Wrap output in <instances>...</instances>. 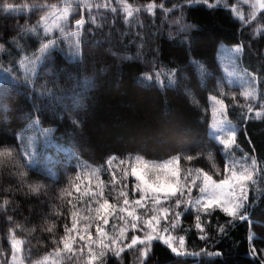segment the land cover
<instances>
[{"label":"trees","instance_id":"obj_1","mask_svg":"<svg viewBox=\"0 0 264 264\" xmlns=\"http://www.w3.org/2000/svg\"><path fill=\"white\" fill-rule=\"evenodd\" d=\"M61 1L0 0V45L3 46L0 65L14 68V77L18 74V79L0 82V147L16 146L18 134L36 119L42 129L53 130L50 133L53 146L48 148L51 171L40 164L33 165L31 170L24 168L19 157L18 166L7 165L0 170V204L5 199L10 201L6 211L0 209V264H6L10 252V228H16L17 238L26 241L25 264L53 252L58 245L44 229L48 224H56L54 235L59 240L64 225L70 224L66 202L60 197L61 189L70 188L73 183L87 184V172L102 165L109 155L126 159L130 154L140 153L149 160H163L177 153L193 156L201 153V158L191 163L182 161V166L202 168L211 174L206 155L212 151L222 169L221 149L208 133L211 117L208 99L221 90L227 94L223 98L229 106L228 117L238 126L240 151L255 155L264 167V119L253 117L246 121L244 110L233 106V93L238 104L245 101L239 88L229 86L225 80L217 57L219 43L241 44L240 65L261 77L260 89L264 93V10L246 24L230 10L231 0L228 6L212 7L203 3L189 5L186 0H127L141 10L134 14L130 24H125L116 0H92L93 5L110 3V8L93 7L91 15L76 4L67 24L82 17L86 21L80 29L82 56L75 58L61 42L50 59L36 66L37 74L30 73L27 77L34 80V85L26 84L22 74L25 72L18 71V65L41 44L38 36L27 29L35 27L51 6ZM153 2L157 9L154 15H149L141 6ZM6 4L11 9L21 8L6 11ZM160 4L166 8L182 5L183 23L194 27L180 31L173 21L181 15V10L173 9L166 15ZM111 7L117 11L113 13ZM92 17H97L102 26L95 27ZM257 27L261 31L254 34ZM192 59L206 65L208 74L203 81L189 64ZM165 67L181 70L177 86L161 87L155 83V71ZM146 73L153 75L152 81L143 79ZM85 78L89 79L86 89L81 87ZM185 89H191L195 100L186 95ZM85 164L88 168H84ZM78 171L82 172L81 180H76ZM19 172H27L28 179L23 184ZM213 178L219 180L222 176ZM102 179L106 183L111 179L106 170ZM37 181L44 187L38 195L29 193L27 185ZM249 214V221L230 222L231 218L216 210L211 216H202L205 231L199 233L193 213H185L180 231L185 236L186 248L190 252L203 248L212 252L219 248L226 264H264V192L256 200L251 199ZM218 224L225 225L223 233L219 232ZM250 232L254 237L252 244L258 250L256 258L249 253ZM201 236L206 238L202 240ZM105 264H143V261L137 247L126 250L119 258L108 254ZM147 264H221V260L177 257L162 242L153 241Z\"/></svg>","mask_w":264,"mask_h":264},{"label":"snow or ice","instance_id":"obj_2","mask_svg":"<svg viewBox=\"0 0 264 264\" xmlns=\"http://www.w3.org/2000/svg\"><path fill=\"white\" fill-rule=\"evenodd\" d=\"M81 9H87L91 15L93 7L99 10L101 8L109 9L110 3L95 4L92 0H73ZM120 5V11L124 16V23L130 24L135 13L140 12L141 8L134 7L127 0H116ZM187 4L203 3L212 7L209 0H186ZM264 10V0H257L253 5V11L246 18L240 13L236 6L230 10L244 23H250L256 17L255 8ZM5 10H12L11 5H5ZM42 7H49L43 5ZM55 8V6H51ZM149 15H154L157 5L149 3L141 6ZM73 3H66L62 9H57L50 13L54 16L53 23H47L48 17H41L43 32L46 42L40 44L38 54L33 59L24 57L21 60L20 67L25 70V83L33 84L34 80L27 78L28 73L33 76L37 74L36 66L46 59H50L53 51L60 47L61 42L68 43V47L73 50V56L80 58L82 56L81 32L86 23L82 17L76 19L74 23L75 31H68L64 22L69 21L72 16ZM160 10L166 15L173 9L181 10V15L173 22L179 25L182 32L188 31L194 25L183 23L184 13L182 5L174 4L173 8H166L163 4L159 5ZM115 13L117 8L111 7ZM99 19H103L100 17ZM91 23L99 28L102 25L97 22V17H92ZM53 28H58L62 34V39H48L47 35ZM28 31H38V29H27ZM260 27L254 30V34H259ZM242 45L238 44L232 48L224 49L227 54L231 71H226L229 86L233 84L241 87L240 96L245 103L238 104L236 94H232L233 106L244 110L242 113L244 120L253 117L257 120L264 119V93L260 89L261 77L255 72L239 70L237 64L238 54L242 52ZM3 46L0 45V50ZM189 64L195 67V74L203 81L208 74L206 65L197 59H192ZM14 71V68H4L5 74ZM181 70L172 68H161L155 71V83L161 87H175L178 85V75ZM163 77V79H162ZM0 79L8 80L4 75ZM12 79H18V74ZM146 81H152L153 75L146 73L143 75ZM89 79L85 78L82 88H87ZM206 86V85H205ZM43 87V86H42ZM45 91H48L45 89ZM186 95L195 100L191 89H185ZM44 92L41 93L43 95ZM227 94L221 90L218 95H210L211 111L213 120L210 125V140L222 150L223 167L222 169L216 163V155L209 151L206 159L211 164V174L202 168H184L182 161L191 163L201 158V153L185 155L177 153L163 160H149L140 153L129 155L125 158H118L116 155H109L100 166L92 167L87 172V184L73 183L70 188L61 189L60 197L65 200L68 217L71 226L65 224L63 235L59 240L55 239L57 230L56 224H48L44 229L50 235H53V243L57 244L53 252L43 256L41 259L32 261V264H63L67 258L81 259L85 256L84 264H105L109 253L119 258L126 250H132L139 247V256L143 264H147V258L151 251L153 241H160L177 257H211L220 259L221 264H226L224 253L219 248L216 251H208L206 248L199 252L188 251L185 244V236H176L173 233L179 227V221L182 217L181 208L192 209L195 216V228L201 232L205 231L202 216H211L216 210L221 211L231 221H249V206L251 197L250 191L257 187L261 178L264 177V167H261L255 155L245 154L241 157L235 155L237 145V127L228 117L229 106L225 103ZM246 113V114H245ZM74 124L77 121H73ZM40 124L39 119L31 121L29 128H36ZM45 133H51L52 129H43ZM19 143L13 147H0V170L7 165L18 166L22 159V167L32 169L35 164V153L29 151L32 146V137H25L24 131L18 134ZM74 155V154H73ZM78 159V158H77ZM119 160V164L113 167L114 162ZM105 166L106 169H105ZM84 168H88L85 164ZM130 169V171H129ZM110 174L111 179L106 183L102 179L104 171ZM120 175H117V173ZM215 175L222 176L216 180ZM20 182L24 183L28 179L27 172H19ZM82 172L78 171L76 180H81ZM135 180L129 189V178ZM29 193L39 194L44 187L40 182H34L27 185ZM83 189V191H82ZM197 194L194 196L193 192ZM259 190V189H257ZM10 191V190H9ZM74 193L76 194L74 197ZM115 193V195H112ZM68 197L65 199V197ZM75 198V203L73 202ZM86 198V199H85ZM115 200L116 202H111ZM10 201L5 199L0 204V209L7 210ZM254 203V202H253ZM63 216V213H56ZM147 219H144V217ZM9 223L12 217H8ZM115 221L116 223H113ZM111 225V231L108 227ZM17 227H20L17 225ZM95 229L93 234L92 229ZM220 233L225 231V225L218 224ZM35 231V229H32ZM137 233H142L137 234ZM130 237V238H129ZM201 236L200 239H205ZM210 238V237H207ZM254 237L249 233L250 242L249 253L253 258L258 255V250L252 244ZM8 242L11 248V259L8 264H25L27 257L23 255L25 240L16 236V228L9 229ZM55 256L56 259L52 257ZM264 262V257H262Z\"/></svg>","mask_w":264,"mask_h":264},{"label":"rangeland","instance_id":"obj_3","mask_svg":"<svg viewBox=\"0 0 264 264\" xmlns=\"http://www.w3.org/2000/svg\"><path fill=\"white\" fill-rule=\"evenodd\" d=\"M231 1H232L231 8L233 6H236L237 10L240 13H243V15L246 18L254 10L253 9V5L257 3V0H231ZM66 3H73V6L76 5V3L73 2V0H62L58 5L55 6V8L52 7L44 16H42V17H46V16L48 17L47 23L49 25H51L53 23V20L55 19L54 16H50L49 14L52 13V12H55L57 9H62L65 6ZM209 4H211V5H226V6H228L229 0H209ZM20 8L21 7H13L12 10L18 11V10H20ZM255 11H256V14H257L258 12L261 11V9L257 6L255 8ZM74 23L73 24H70V23L67 24V21H66V22H64V26L65 27H68V29L66 28L67 30L72 29L70 31H75L76 29L74 27ZM33 28L38 29V31H32V33H33V35H37L38 36V38L41 41L40 43L46 42L45 34L43 32V24L41 23V19H40L39 23L35 27H33ZM33 28H31V29H33ZM47 38L48 39H58V38L59 39H62V34L60 33V31H59L58 28H53L52 29V32L47 35ZM74 39L75 38H72V40H70L69 42H63V43H65L64 46H67L68 47V43L73 42ZM234 46H236V45H226L224 43H219L218 44V54H217V57H218V60H219L220 66H221V70L223 72V75H224V78H225L226 81L228 79V77L226 76V71H231L232 69H231V64H230L229 58H228L227 54L224 52V49H226V48H232ZM68 51H70V54L73 55V50L72 49L69 48ZM68 51H67V53H69ZM32 54H34V55H32ZM32 54H30L29 56H26V57H28L29 59H33L34 56L36 54H38V49L36 50V52H34ZM240 54H238L237 64L239 66V70H245L240 65V62H239ZM20 63L18 65V71L25 72V70L20 67ZM3 69L4 68H2V65H0V77H3L4 75H7L8 78H12V77L15 76V75H13L14 73H12V72L5 74L3 72ZM22 74H25V73H22ZM27 77H30V73H28ZM162 79H163V77H162ZM2 80H4V79H0V82ZM233 85L234 86H237L239 88L240 92L242 91L241 87H239L236 84H233ZM209 105H210V110H211V102L210 101H209ZM212 120H213V116H212V111H211V117H210V123H209V130H208L209 136H210V131H211L210 125L212 123ZM232 123L237 127V130H238L237 124H235L234 122H232ZM24 133H25V137L26 138L29 137V136L32 137V146L29 149V151H32V152L35 153V157H34L35 158V164H40V165H42L46 169V171H51L50 164H51L52 158L49 155V151H48L49 149L48 148L50 146H53V142L51 140L50 133H45L43 131V129L41 127H39V126H37L36 128H29L28 127V129L26 131H24ZM234 151H235V155L237 157H241V156H243L245 154H248L246 152H241L239 146ZM117 164H119V160H117L116 163H114L113 167H115ZM261 167H262V165H261ZM184 168H193V167H184ZM129 171H130V169H129ZM117 175H120V173L118 172ZM134 183H135V180L130 177L129 178V181H128L129 189L131 188L132 184H134ZM257 189H259V190H257ZM82 191H83V189H82ZM262 192H264V177L261 178L260 184L257 187H254L250 191L249 195H250L251 199H253V201H254V200H256L260 196V194ZM196 194H197V192L194 189L193 195L195 196ZM112 195H115V193H112ZM111 202L115 203L116 201L115 200H112ZM180 211L182 212V216L185 213H187V212L193 213L194 220H195V216L197 215V213L194 210H192V209L185 210L184 208H181ZM144 219H147V217L145 216ZM202 221H203V217H202ZM113 223H116V222L113 221ZM178 223H179V227L173 233L176 236L183 235L181 233V231H180L181 224H182V217H181V220ZM69 226H71V221H70ZM194 226H195V222H194ZM111 230H112L111 229V225H109L108 231H111ZM92 231H93V234H94V232H95L94 227H93ZM198 232L199 233H202L199 230H198ZM137 234H141L142 235V233H137ZM9 249H10V252L8 253V255L6 257L7 259L5 258L6 264H8V262L11 259V248L9 247ZM86 252H87V250L85 249V256H84V258H81V259L72 258L71 260H69V259L66 258L63 261V264H84V259L87 258ZM109 254H111V253H109ZM4 256H6V254H4Z\"/></svg>","mask_w":264,"mask_h":264}]
</instances>
